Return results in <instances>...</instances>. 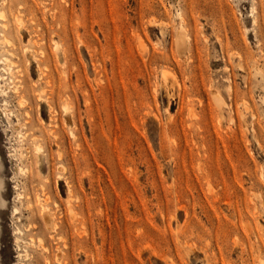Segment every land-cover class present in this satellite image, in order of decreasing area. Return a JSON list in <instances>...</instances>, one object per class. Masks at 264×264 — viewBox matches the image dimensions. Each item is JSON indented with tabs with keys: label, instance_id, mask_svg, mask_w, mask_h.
Instances as JSON below:
<instances>
[{
	"label": "rangeland",
	"instance_id": "rangeland-1",
	"mask_svg": "<svg viewBox=\"0 0 264 264\" xmlns=\"http://www.w3.org/2000/svg\"><path fill=\"white\" fill-rule=\"evenodd\" d=\"M0 189V264H264V0H0Z\"/></svg>",
	"mask_w": 264,
	"mask_h": 264
},
{
	"label": "bare ground",
	"instance_id": "bare-ground-1",
	"mask_svg": "<svg viewBox=\"0 0 264 264\" xmlns=\"http://www.w3.org/2000/svg\"><path fill=\"white\" fill-rule=\"evenodd\" d=\"M3 14V13H2ZM17 21H20V20H17ZM22 22V21H21ZM20 25V24H19ZM22 32V31H21ZM23 34H24V31L22 32ZM5 39V38H4ZM10 43V42H9ZM20 68V67H19ZM3 92H5V90H2V93ZM6 93V92H5ZM4 93V94H5ZM7 94V93H6ZM5 103H7V101H5ZM39 148H40V146H39ZM0 194H2L1 196H3V192H1V189H0ZM22 196V195H21ZM5 200V199H4ZM45 207V206H44ZM3 209V205L2 204H0V211ZM14 210H15V208H14ZM14 210H13V212H14ZM18 210V209H17ZM16 210V211H17ZM47 210V209H46ZM50 213L49 212H47V211H45V208L42 210V216H43V218H44V220H45V222L49 225V223H52V222H50ZM50 226V225H49ZM52 228V227H51ZM17 230H19V233L21 232L20 231V229L19 228H17Z\"/></svg>",
	"mask_w": 264,
	"mask_h": 264
}]
</instances>
